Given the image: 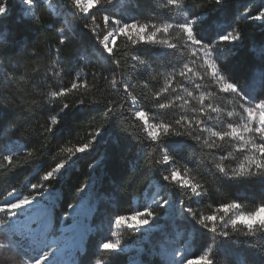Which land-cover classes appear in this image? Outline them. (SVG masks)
<instances>
[{"label": "trees", "instance_id": "1", "mask_svg": "<svg viewBox=\"0 0 264 264\" xmlns=\"http://www.w3.org/2000/svg\"><path fill=\"white\" fill-rule=\"evenodd\" d=\"M50 2L57 11L46 0L25 5L0 0V6L6 4V11L0 7V204L15 190L34 196L54 188L59 194L53 205L56 226L68 224L71 218L64 214L86 186L77 190L92 183L94 216L103 215L107 226L136 211L134 199L142 200L156 180L160 194L173 197V218H185L201 234L195 247L211 248L213 264H264V227L256 225L254 234L243 223L234 229L230 213L217 220L215 232L212 222L208 228L198 222L222 215L218 209L224 203L235 201L243 212L264 203V175L229 176L219 170L231 173L246 163L253 155L251 143L242 147L237 139L212 135L227 131L229 124L242 127L245 97L264 96V19L253 18L264 9V0H101L90 13H83L75 0ZM185 18L194 19L198 39L213 45L220 75L239 94L228 92L195 52L179 28ZM117 22L147 25V35L170 27L156 31L155 41L138 43H133L135 32L117 33L111 54L101 41ZM232 30L240 33L238 39L218 40ZM136 106L145 120L136 116ZM183 117L187 121L177 125ZM202 119L205 124L195 123ZM147 122L168 124L169 132L156 129L158 138L152 140ZM97 129L89 149L67 151L89 143ZM245 139L264 142L254 132ZM61 164L62 172L43 179ZM172 171L201 194L182 186L180 179H166ZM41 184L46 188L34 187ZM156 213L163 215L166 209L159 207ZM101 234H89L78 264H126L130 253L105 250ZM118 235L122 243L142 239L140 232L125 227Z\"/></svg>", "mask_w": 264, "mask_h": 264}, {"label": "rangeland", "instance_id": "2", "mask_svg": "<svg viewBox=\"0 0 264 264\" xmlns=\"http://www.w3.org/2000/svg\"><path fill=\"white\" fill-rule=\"evenodd\" d=\"M46 1H48L50 7L54 11H57L56 6L52 2H50V0ZM27 2L28 0H21V3L24 5L27 4ZM193 22L194 19H187L185 23H191L193 27ZM121 26L122 25L117 22L116 26L108 32L107 35L109 36V47H111L116 37V35L113 37L110 34L113 31H116L118 33V29ZM193 48L195 52L201 53L202 57L207 62V64L211 66L215 75V68L213 67L212 62L208 60L205 53L199 50V46ZM214 55L215 53L213 52V56ZM261 98H264V96L257 99L247 97V103L245 105V108L248 106H252V104L254 103H257ZM135 110L136 112H143V110L138 106L135 107ZM137 115L142 116V114L140 113H137ZM145 119L146 118H144V120ZM248 119L254 120L256 118L248 117ZM260 119L264 120V113L260 114ZM245 123H247V112L243 121V125ZM254 123L258 125V121ZM146 124L148 130H150L151 124L149 122H147ZM62 170L63 168H60L58 173L62 172ZM91 186L92 183H88L84 188L83 192L81 193L82 199L88 198V205L92 209L91 215L84 222L86 237L83 241V245L73 251L69 264H78L77 257L84 250L86 240L89 237L90 233L101 231L102 242L100 246L106 249L113 247L116 239L121 240V237L118 235V232L124 227L138 231L142 235V239H138L136 242H121L120 248L116 250L130 253V260L126 264L132 261H136L138 264H150V261L148 260L150 258L156 259V261H159L161 264H187V261L189 260L192 261V264H204V262L199 261L198 258L200 256L205 255V253H208V249L210 247H195L196 244L194 245V242L196 240L200 241L201 234H197L196 228H190V224L185 218H175V216L173 218V197L167 195L164 198V195L160 194L159 192L160 187L156 180L152 181L150 188L145 191L142 200H138V198L134 199L136 204H138L136 211L124 216L114 218L107 226L103 224V215L98 214L97 218L94 216L97 209V202L91 200ZM35 196H40V200L37 203L36 208H34L33 210H27L23 207H20L15 210H11L10 214L9 210L7 209H5L4 211H0V264H34V261L36 259H39V257L42 256L43 253L50 254L52 251H54V249L60 247L63 244L62 238L65 226L68 225L70 222L75 221L76 217L72 215V211L70 209L68 217L71 218V221L68 224H61L59 226H56V218L53 215V205L56 204L58 200L59 194L57 189L47 188L43 193L34 195L32 197ZM24 197L29 196H24L20 191L15 190L8 194L0 205L7 203L11 204L12 207L15 208L18 207V205L24 203ZM159 207H164L166 209V213L163 215H159L158 213H156L154 216L149 218L147 224L129 223V220L132 218H135L137 220L140 219V217L136 216L137 211L151 209L156 212ZM37 210L50 211L49 219L51 220L52 227L49 230L47 237L44 238V243H41L38 246L36 242H30L31 246H33L34 244L35 247L33 250L30 247L27 248L30 252L29 253L26 250V245H23V249L21 246L22 244L20 245V243L17 241L16 236L13 235L12 227L18 220L26 221L28 217H30L31 214H34ZM240 211V209L230 210L229 213L232 215L231 218H235V216L238 215ZM257 215L261 218H264V209L258 210ZM93 219L96 220V225H93L91 223V220ZM248 219L251 220L252 217L249 216ZM35 231L37 232V230ZM198 233L201 232L198 231ZM21 237L24 238V235H19V241ZM36 247H38L37 250ZM68 253V251L63 253V256L54 264H63L66 260V258L64 257L67 256ZM208 258L210 259L209 253ZM94 264L102 263L101 261H96V263Z\"/></svg>", "mask_w": 264, "mask_h": 264}, {"label": "snow or ice", "instance_id": "3", "mask_svg": "<svg viewBox=\"0 0 264 264\" xmlns=\"http://www.w3.org/2000/svg\"><path fill=\"white\" fill-rule=\"evenodd\" d=\"M104 3H109L111 2V0H103ZM218 2V0H217ZM76 5H78L81 8V11L83 13H90V9H92L94 7V4H100L101 0H75ZM169 4H176L177 0H168ZM3 7L4 10L6 11V4L0 6ZM256 19H264V9H262L258 15H256L255 17ZM111 17L109 15H105L104 16V20L105 21H110ZM87 27V25H85ZM147 25H138L136 23H124L121 27H119L118 29V33L119 34H123V35H128L131 36L133 32H135V36L136 39L133 40V43H138L140 41H155V35H156V31H166L168 29V27H170V25H164L163 29H156V31H153L151 35H147L146 33V29H147ZM179 28L186 34L187 36V40L190 42L191 46L193 47H197L199 46V50L203 51L206 55V57L208 58V60H210L212 62L213 67L215 68V76L218 77L223 84L225 85L226 89L228 92H232V93H238L239 94V89L237 88V86L230 82L227 81L224 77H222L220 75V69L218 66V62L216 61V59L213 56V45H209L201 40H199L193 31V27L191 23H181L179 24ZM117 34L116 31H113L110 35L111 36H115ZM240 33L236 30H232L229 31L227 33H225L224 35H221L220 37H218L219 41H234L236 39H238ZM109 41V36L106 35L103 37V40L101 41L103 47L109 52V53H113V48L109 47L108 44ZM159 43L161 44H168L167 41L162 40L159 41ZM169 47H175V45H168ZM185 68H187V65H184ZM190 71V70H189ZM205 71L207 72V68L205 69ZM183 75V73H181ZM73 88H76L77 85L73 84L72 85ZM57 93H54V95H56ZM245 99H247L245 97ZM64 107H67V105H65ZM241 108L243 109L242 111H246L247 112V123H245L242 127H237L235 125L229 124L228 125V130L227 131H214L212 133L213 136L215 137H219L221 140H223L226 137H231L234 139H237L240 143L241 146L244 147L246 145H248L249 143H251V152L253 153L252 156H250L246 163L240 164L237 170L232 171L231 173H229L228 171L225 170V168L220 167L219 170L221 172H224L226 175L229 176H247V175H254V174H260V175H264V142L261 143H254L251 142L249 140L245 139V134L246 133H258L260 134L262 137H264V120L260 119V114L264 113V98H261L257 103L252 104V106H248V107H244L241 105ZM137 113L142 114L143 119L145 118V113L142 111H137L136 112V116L140 117L139 115H137ZM229 115H231V113H229ZM248 117H255L256 119L251 120L248 119ZM187 121V117H183L180 120L176 121L177 125H180L182 122ZM258 121V125H256L254 122ZM57 123V119L56 117L52 118V124H56ZM195 123L197 124H205V119H202L200 121H196ZM156 129L161 130L164 133L169 132L170 129V125L165 124V123H161L158 125H154V126H150V130L148 131V136L152 139V140H156L158 138V132ZM100 129H97L95 131V133L92 135V139L89 143H86L80 147H77L74 151L72 149H68L67 151L72 154L75 153L78 148L79 150H87L91 147L92 142L94 141L96 135L99 133ZM179 134V133H178ZM197 139H199V137H197ZM205 143H208L207 141H205ZM10 161L12 160L11 157L8 158ZM170 157L168 155L164 156V161H169ZM63 167V164L59 165L56 169H53L49 172H47L44 176V180H48V179H52L55 177L56 173L60 170V168ZM253 169H255V171H253ZM166 179H171L173 181H177L178 179H180L182 181V186L187 187V188H191V191L196 194L199 195L201 194L198 190H197V186L192 184L188 179L185 178H180L178 173L176 171H172L171 172V176H167ZM86 186V183L82 184L81 189H78L77 191H82L83 187ZM34 187H45V184H41V185H36ZM35 199V197L29 196V197H24L23 200L24 201H33ZM166 203V201H165ZM74 206V204H70L69 208L71 209ZM240 205L233 201L231 203H224L221 204L219 206V211H221L223 214L220 215L219 217L216 215H209L206 217H202L198 220V222L200 224H202L204 227L208 228V222H212V227L210 230H212L213 232L216 231V222L217 220H224V215L228 214L230 212V210L233 209H239ZM5 209L9 210V214L11 213V210H15L17 208H13L11 204H3L0 205V211H4ZM260 209H264V203L259 204L256 206V209L254 211H250V212H243L240 211L238 215L235 216V218H232L231 223L233 224V228L235 229L236 226L238 224H246L247 226V230L249 233L254 234L255 231L257 230L256 225H260L262 227H264V218H261L257 215L258 210ZM189 212L192 213V209H189ZM156 214V212H154L151 209H145L144 211H137L136 212V216L140 217L139 220L132 218L129 220V223H143V224H147L148 220L150 217L154 216ZM195 216V213H192ZM47 215V213L44 210H37L32 216L28 217V219L26 221H21L18 220L12 227V233L14 236L19 237V235L23 234V235H27L33 242H38V240L43 239L44 237H47L49 230L52 227L51 224V220H47L45 221V216ZM65 216H68L69 213H65ZM251 216L252 219L249 220L248 217ZM73 223V222H72ZM71 223V224H72ZM36 229H41V231L39 233H37L35 230ZM223 236L227 237L229 235L228 232H223L221 233ZM121 246V241L119 239L115 240L114 246L111 248H106L105 250H118ZM211 252V248L208 249V253ZM208 253H205V255L200 256L198 259L199 261L204 262V264H213V260L208 258ZM44 256V260L42 261L40 258L36 259L34 261V264H44V261H46V259L48 258V254L47 253H43ZM187 264H192V261L189 260L187 261Z\"/></svg>", "mask_w": 264, "mask_h": 264}, {"label": "bare ground", "instance_id": "4", "mask_svg": "<svg viewBox=\"0 0 264 264\" xmlns=\"http://www.w3.org/2000/svg\"><path fill=\"white\" fill-rule=\"evenodd\" d=\"M39 198H40V196H35V199L33 201H24L23 204H20V205H18V207H15V208L23 207L27 210H33L34 208H36L37 203L40 200ZM88 204H89L88 198H86V199L80 198V200L77 203H75L74 206L71 208L72 215H74L76 217V219H75V221H73V223L70 222L68 225L65 226L64 234H63V238H62L63 244L60 247L54 249V251H52L50 254H48V258L46 259V261H44V264H54L63 256V253H65L67 251L69 253L67 254V256L64 257V258H66V260L63 264H69V261L71 260V257L73 254V251H75L76 249H78V247L83 245V241L86 237L84 222L87 220V218L91 215V212H92V209ZM44 211L47 213V215L45 216V221H47L50 218V211H48V210H44ZM32 215L33 214H31L30 216H32ZM36 230H37V233H39L41 231V229H36ZM27 238H29V237L27 235H24V238L21 237L20 241L22 242L23 239H27ZM44 238L40 239V240H38V242H36L38 246L41 243H44V240H45ZM30 240H31L30 238L28 240H26L25 245H26V248L30 247L33 250L35 246H34V244H33V246H31ZM54 243H55V241H54ZM27 251L29 252L28 249H27ZM39 258L42 261L45 259L43 255L40 256ZM128 264H138V263L136 261H132Z\"/></svg>", "mask_w": 264, "mask_h": 264}, {"label": "water", "instance_id": "5", "mask_svg": "<svg viewBox=\"0 0 264 264\" xmlns=\"http://www.w3.org/2000/svg\"><path fill=\"white\" fill-rule=\"evenodd\" d=\"M115 41V40H114ZM114 43V42H113Z\"/></svg>", "mask_w": 264, "mask_h": 264}]
</instances>
